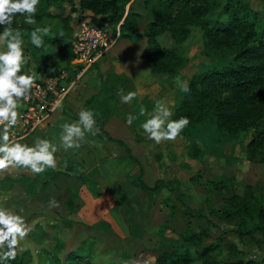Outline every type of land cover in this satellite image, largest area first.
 Returning a JSON list of instances; mask_svg holds the SVG:
<instances>
[{"label":"rangeland","instance_id":"1","mask_svg":"<svg viewBox=\"0 0 264 264\" xmlns=\"http://www.w3.org/2000/svg\"><path fill=\"white\" fill-rule=\"evenodd\" d=\"M55 1L40 0L34 16L36 23L16 27L23 33L25 57H30L24 71H35L45 58L56 60L46 41L36 48L30 39L37 27L50 26V35L59 28L60 19L43 11V8L57 10L53 6ZM129 1L124 5V13ZM248 3L264 17L259 0ZM64 6L65 11L69 10V4ZM134 9L140 15L138 28H142L148 19L147 11L138 2ZM81 14L91 13L87 9L72 10L69 24L74 26ZM118 23L104 26L112 33ZM157 38L163 45L172 43L166 31ZM144 44L145 37L140 33L129 37L117 35L90 66L96 72L94 90L84 81L71 101L68 97L73 85L56 111L59 115L54 124L23 136L26 139L21 142L32 144L39 137L59 145L60 125L78 119L84 98L93 94L91 108L98 114L99 134L89 135L87 139L95 143L68 151L60 148L75 164L77 174L46 170L42 174L18 177L14 175L16 168L0 172V207L17 212L23 209L21 214L33 229L21 241L22 250L17 251L30 264L47 263L53 256L62 259L68 250L89 253L91 264H128L131 260L144 264V261L151 262L162 248L178 243L180 232L186 226L207 229L208 234L202 241L211 245L208 254L213 260L261 257L264 241L260 244L255 241L259 237L256 231L240 236L233 230L232 222L210 212L212 207H222L227 195L243 192L246 184L251 185L255 194H264V154H246L243 145L249 133L241 143L226 142L221 151L204 153L195 159L186 156L188 137L180 135L175 141L157 144L141 128L154 111L157 100H165L171 110L180 96L176 77L185 82L195 65L212 60L211 54L203 52L200 28L191 24L187 36L180 42V53L188 61L178 74L150 71L145 60L137 56ZM83 79L84 75L77 82ZM121 90L125 94L136 91L137 97L131 104H122L118 96ZM141 105L147 110L144 116H139ZM129 114L139 116L131 126L126 123ZM104 132L128 145L141 166L144 181L149 185L156 182L153 190L145 191L135 183L138 162L127 158L122 146L107 138ZM208 180L217 181L220 187H212ZM53 198L60 206L49 209L48 203ZM191 250L198 251L199 246L193 245Z\"/></svg>","mask_w":264,"mask_h":264},{"label":"trees","instance_id":"2","mask_svg":"<svg viewBox=\"0 0 264 264\" xmlns=\"http://www.w3.org/2000/svg\"><path fill=\"white\" fill-rule=\"evenodd\" d=\"M126 1L57 0L53 3L57 10L43 8L45 14L58 17L61 24L45 39L56 60H41L35 71L39 74H55L64 68L70 77L80 66L71 62L74 56L70 47L73 26L69 24V19L72 10H89V21L101 25L119 22L118 36L129 37L133 33L144 35L145 44L139 56L145 60L150 71L168 75L178 74L188 61L180 53V42L187 36L189 26L195 24L201 30L204 54H211L213 58L195 65L185 80L190 92L180 90L179 98L171 107L172 116L169 119L184 116L190 120L181 133L189 138L186 156L197 159L204 153L219 152L226 142L231 145L241 143L247 133L249 139L243 145L246 154H264V17L259 11L250 6L249 0H130L124 13ZM136 2L147 11L148 19L142 28H138L140 15L134 9ZM259 2L264 7V0ZM65 3L69 4L67 11L64 10ZM81 17L86 15L81 14L76 18ZM24 24L23 16L17 15L12 26L16 28ZM0 31H3V26H0ZM164 31L172 39L169 46L163 45L157 38ZM58 63H61L60 66ZM93 98V94L84 98V108L92 109ZM140 101L146 104L143 99ZM104 133L122 146L127 158L138 162L122 139ZM60 165L52 171L77 174L75 164L66 156ZM208 182L212 187H220L217 181ZM135 183L145 191H151L156 186V182L149 185L144 181L139 162ZM224 202L222 207H212L210 212L232 222L233 230L238 235L256 231L259 237H255V241L259 244L263 242L264 194H255L251 185L246 184L243 192L227 195ZM207 234L204 227L195 230L186 226L180 232V241L159 250L150 264H264V247L259 259H211L208 254L211 245L202 241ZM193 245L199 246V250H191ZM5 264L30 262L17 253L15 260ZM35 264L91 262L89 253L68 250L62 259L53 256L47 263Z\"/></svg>","mask_w":264,"mask_h":264},{"label":"clouds","instance_id":"3","mask_svg":"<svg viewBox=\"0 0 264 264\" xmlns=\"http://www.w3.org/2000/svg\"><path fill=\"white\" fill-rule=\"evenodd\" d=\"M40 0H0V172L10 168H23L32 174H42L47 169L57 168L56 153L63 148L64 151L79 149L82 144L95 143L87 139L89 135L99 134L97 113L92 109L81 108L77 113L78 119L64 122L60 125L59 145L49 139L37 137L32 143L21 142L26 137L14 139L15 133L11 130L20 119L19 108L21 101L29 98L36 80L41 76L36 71H24L30 57H25L24 38L20 29L14 28L13 22L17 15L24 17V23H36L34 16ZM51 34V27H37L31 34V43L36 48L45 44L44 37ZM139 57V53L137 54ZM175 83L184 93L190 92V86L176 77ZM122 104H131L137 97L136 91L123 90L118 92ZM147 110L140 106L139 116L146 115ZM139 116L129 114L126 123L128 126ZM172 112L165 100L155 102L154 111L142 124L141 128L149 139L160 144L175 141L188 126V117L169 119ZM59 202L54 198L49 201L48 208H58ZM10 208L0 207V264L15 260L21 241L25 240L33 230L25 217ZM128 264H141L139 260H131ZM144 264H150L144 261Z\"/></svg>","mask_w":264,"mask_h":264},{"label":"built area","instance_id":"4","mask_svg":"<svg viewBox=\"0 0 264 264\" xmlns=\"http://www.w3.org/2000/svg\"><path fill=\"white\" fill-rule=\"evenodd\" d=\"M88 18L86 16L75 19L70 38V47L74 53L71 62L80 66L70 77L64 68H60L55 74H40L29 98L21 101L20 119L11 130L15 133L14 139L44 125L50 114L60 108L62 99L84 69L105 52L118 35L117 24L112 34L104 25L91 22Z\"/></svg>","mask_w":264,"mask_h":264},{"label":"crops","instance_id":"5","mask_svg":"<svg viewBox=\"0 0 264 264\" xmlns=\"http://www.w3.org/2000/svg\"><path fill=\"white\" fill-rule=\"evenodd\" d=\"M100 57V56H99ZM98 57V58H99ZM97 58V59H98ZM92 65V63L88 66V67H86V69H84V71H83V73L81 74V76H83L84 75V79L81 81V82H77L76 81V84H74L75 86H74V89H73V92H72V94L68 97L69 98V100H71V101H74V99H73V95H74V93L76 92V90L78 89V87L81 85V84H83L82 82H86L87 84H89V86L90 87H92V89L94 90V85H95V78H94V75H96V72H95V69L93 68V67H91L90 68V66ZM102 72V71H101ZM100 73V72H99ZM80 76V77H81ZM79 77V78H80ZM78 78V79H79ZM90 93H94L93 91L92 92H90ZM60 108H61V106H60ZM59 108V109H60ZM58 109V110H59ZM58 110H55V111H53L51 114H50V116L48 117V119H47V122L44 124V125H42V126H40V127H36L35 129H33L32 130V132L34 131V133H36V132H38L37 130L38 129H43V127H50V126H52L53 124H54V119H56V117H58V115H59V113L57 112L56 113V111H58ZM31 133V132H30ZM21 137H23V136H21ZM20 137H18V138H15V139H19ZM121 146V145H120ZM123 149V148H122ZM56 155V159H57V168L58 167H60L61 165H60V162L63 160V157L64 156H66L63 152H61L60 150L55 154ZM67 157V156H66ZM68 158V157H67ZM69 159V158H68ZM56 168V169H57ZM49 170H51V172H52V170L53 169H47V171H49ZM55 174H58V173H55ZM14 175H16V176H27V175H34V174H32L29 170H27V169H23V168H16V172H15V174Z\"/></svg>","mask_w":264,"mask_h":264}]
</instances>
